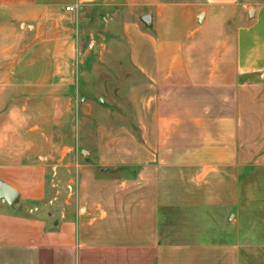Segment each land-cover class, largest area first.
Returning a JSON list of instances; mask_svg holds the SVG:
<instances>
[{"label":"crops","instance_id":"obj_1","mask_svg":"<svg viewBox=\"0 0 264 264\" xmlns=\"http://www.w3.org/2000/svg\"><path fill=\"white\" fill-rule=\"evenodd\" d=\"M55 5L0 0V64L49 38ZM144 15L150 30L123 25L124 38L128 27L141 37L125 38V114L138 132L124 129L123 139L135 143L137 133L142 150H97L95 166L125 174L83 181L81 191L96 192L61 216L43 214L55 187L47 164L0 160V182L18 194L12 205L0 201V264H264L263 246L247 252L236 223L224 224L239 170L264 168V0H157L140 23Z\"/></svg>","mask_w":264,"mask_h":264},{"label":"rangeland","instance_id":"obj_2","mask_svg":"<svg viewBox=\"0 0 264 264\" xmlns=\"http://www.w3.org/2000/svg\"><path fill=\"white\" fill-rule=\"evenodd\" d=\"M50 1L56 3L59 27L49 38H65L67 43L38 38L24 44L18 57L0 64V150L7 153L0 160L26 162L39 157L47 164V184L55 187L48 188L41 203L43 214L61 216L63 208L69 215L77 212L84 195L96 192L89 186L81 191L83 181L91 184L125 174L95 166L97 150H142L135 133L137 121L126 118L124 97L130 66L125 38L140 41L141 37L128 27L124 38L123 25L136 22L141 30H150L138 17L157 0H95L78 4L74 12L65 10L75 6L67 5L72 0ZM67 47L71 55L52 57ZM140 93L134 95L136 102ZM133 128L137 141H125V130ZM253 151L248 158L254 157ZM88 163L94 166L79 169ZM230 211L234 216L224 224L236 223L246 251H256L257 245L264 250V168L249 163L239 170L238 202Z\"/></svg>","mask_w":264,"mask_h":264},{"label":"water","instance_id":"obj_3","mask_svg":"<svg viewBox=\"0 0 264 264\" xmlns=\"http://www.w3.org/2000/svg\"><path fill=\"white\" fill-rule=\"evenodd\" d=\"M140 21L146 27H149L151 24V16L150 15L141 16ZM104 171L107 172V169H104ZM17 197H18V194L13 188L0 182V201L1 202L7 205H12L16 201Z\"/></svg>","mask_w":264,"mask_h":264},{"label":"built area","instance_id":"obj_4","mask_svg":"<svg viewBox=\"0 0 264 264\" xmlns=\"http://www.w3.org/2000/svg\"><path fill=\"white\" fill-rule=\"evenodd\" d=\"M78 9V6L77 5H75V6H71V7H66V11H68V12H74V11H76Z\"/></svg>","mask_w":264,"mask_h":264}]
</instances>
